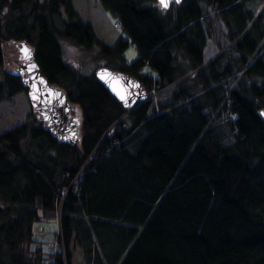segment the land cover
Returning <instances> with one entry per match:
<instances>
[{
	"label": "trees",
	"instance_id": "trees-1",
	"mask_svg": "<svg viewBox=\"0 0 264 264\" xmlns=\"http://www.w3.org/2000/svg\"><path fill=\"white\" fill-rule=\"evenodd\" d=\"M98 1L111 44L73 0H0V101L27 90L9 71L25 41L81 116L75 145L33 110L0 130V264H264V0ZM60 36L148 98L123 107ZM52 218L54 239L34 238Z\"/></svg>",
	"mask_w": 264,
	"mask_h": 264
},
{
	"label": "water",
	"instance_id": "water-1",
	"mask_svg": "<svg viewBox=\"0 0 264 264\" xmlns=\"http://www.w3.org/2000/svg\"><path fill=\"white\" fill-rule=\"evenodd\" d=\"M157 1L160 4V0ZM172 1L176 2V0H168V6ZM160 6L163 7L161 4ZM13 44L17 63L9 71L19 76L26 86V94L33 111L57 138L73 145L77 144L81 116L80 113H71L76 105L70 102L63 89L50 83L42 74L33 49L28 43L19 41ZM94 75L125 108H130L148 97L140 81L124 71L100 66L96 68Z\"/></svg>",
	"mask_w": 264,
	"mask_h": 264
},
{
	"label": "rangeland",
	"instance_id": "rangeland-1",
	"mask_svg": "<svg viewBox=\"0 0 264 264\" xmlns=\"http://www.w3.org/2000/svg\"><path fill=\"white\" fill-rule=\"evenodd\" d=\"M153 2V0H149ZM74 6L82 19L89 21L97 36L106 43L111 44L120 35V28L114 25V18L105 10L98 0H73ZM61 57L65 63L70 65L80 74H88L95 70L98 66L107 65L114 67V63L107 60L105 57L98 56V49L95 46L83 48L76 44L72 39L65 36L59 37ZM218 52V47L214 40L207 38L204 48V57L209 59ZM124 56L128 61L132 60L137 51L129 44L124 50ZM154 95V94H153ZM157 96V93H156ZM29 110H33L28 100L26 91H20L14 94L10 99L0 101V130L8 129L27 117ZM72 114H79L77 106H74L71 111ZM43 230L37 231V222L34 223V238L51 241L55 237L57 230V220L52 218L42 223ZM42 244L45 246L46 242ZM78 259H81L80 254H77Z\"/></svg>",
	"mask_w": 264,
	"mask_h": 264
},
{
	"label": "snow or ice",
	"instance_id": "snow-or-ice-1",
	"mask_svg": "<svg viewBox=\"0 0 264 264\" xmlns=\"http://www.w3.org/2000/svg\"><path fill=\"white\" fill-rule=\"evenodd\" d=\"M179 2H180V0H176V3H179ZM160 4L163 7L167 8L168 7V0H160ZM25 51L27 52V49H25Z\"/></svg>",
	"mask_w": 264,
	"mask_h": 264
},
{
	"label": "built area",
	"instance_id": "built-area-1",
	"mask_svg": "<svg viewBox=\"0 0 264 264\" xmlns=\"http://www.w3.org/2000/svg\"><path fill=\"white\" fill-rule=\"evenodd\" d=\"M114 25H115V27L118 29L119 26H120V22H119V21H115V22H114ZM133 46H134V44H133Z\"/></svg>",
	"mask_w": 264,
	"mask_h": 264
}]
</instances>
